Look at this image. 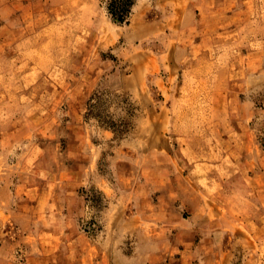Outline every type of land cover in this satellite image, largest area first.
<instances>
[{
  "label": "rangeland",
  "instance_id": "1",
  "mask_svg": "<svg viewBox=\"0 0 264 264\" xmlns=\"http://www.w3.org/2000/svg\"><path fill=\"white\" fill-rule=\"evenodd\" d=\"M111 2L0 0V264H264V0Z\"/></svg>",
  "mask_w": 264,
  "mask_h": 264
},
{
  "label": "crops",
  "instance_id": "2",
  "mask_svg": "<svg viewBox=\"0 0 264 264\" xmlns=\"http://www.w3.org/2000/svg\"><path fill=\"white\" fill-rule=\"evenodd\" d=\"M191 1H195V0H157V2L159 3V7H161V8L163 7L164 9L167 8V9H169V11L167 12V15L164 18L161 17L160 15H157V17H155V18H148L145 16L148 14V12L151 8V0H137L135 5L133 6V11L136 12L135 18H136V15H138L140 18L145 17L147 20L146 23L148 25L147 28L145 29L143 36H145L147 39H151V38H155V37H163V38H166V39L171 40V41H181L182 36H180V35H182V32L184 30L191 28V23L185 24V18L186 17L189 18L190 14L195 16V11L189 9V4ZM183 4H185V5H183ZM65 7H66V5H65ZM139 17H137L136 19L140 20ZM172 30L178 31V32L174 34L173 32H171ZM179 47H181V46H179ZM161 58L165 60V59L169 58V55L167 53H165V54L161 55ZM263 153H264V150H263ZM262 169L258 168L257 173L255 175H253L254 177H252L254 180L253 179L252 180L255 182V184L261 185L262 188H259V192H261V195L264 197V170H262ZM38 195H41V194H38ZM42 195L44 197H47V202L45 203V210L44 211L46 212V210H47V212H51V210H53V207H54V205L51 203L52 194L51 193H46V194L44 193ZM57 195H59V194H57ZM60 195H62V194H60ZM256 195H258V194H256ZM253 198L250 199L248 196H245V200H247L249 202L251 201L253 206L255 207L257 204L259 205V202H257V201H259L258 199H260V198H258L256 200V202ZM64 200H65V202L59 203V207L57 209H55V210H57L55 215H57V213H58L60 216H62V210H63L65 204H67V195L64 196ZM4 205H5V208H8L9 206L12 207L11 202L6 201L4 203ZM4 205H3V207H4ZM37 207H38V205H37ZM258 208L259 209L261 208L262 211L255 212V214H253V216H252L253 219L251 221L245 219L247 225H250V227H251L248 230L250 232H253V233H255L260 226H264V203L262 204V206L260 205ZM55 210H53L52 212H54ZM5 217H7V216H5ZM47 217H49V215H47ZM244 222H243V225H245ZM51 230L55 233V228L52 227ZM58 231L61 234L62 229L59 230V228H58ZM46 245H47L46 248H52V242H46ZM42 248H44V247L42 246Z\"/></svg>",
  "mask_w": 264,
  "mask_h": 264
},
{
  "label": "trees",
  "instance_id": "3",
  "mask_svg": "<svg viewBox=\"0 0 264 264\" xmlns=\"http://www.w3.org/2000/svg\"><path fill=\"white\" fill-rule=\"evenodd\" d=\"M121 1L125 2V4L123 5V12H127L128 6L132 5V3L134 2V0H112V2L109 3V6H108L109 14L111 15V17L116 22H119V23L124 22L123 13L122 14L119 13L120 12V11H118L119 6H117V4H116V3L121 2Z\"/></svg>",
  "mask_w": 264,
  "mask_h": 264
}]
</instances>
